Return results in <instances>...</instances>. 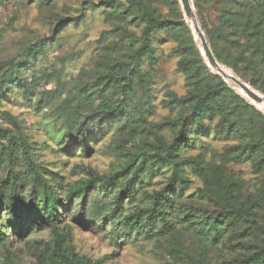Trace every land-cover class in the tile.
<instances>
[{
	"label": "rangeland",
	"instance_id": "374dc122",
	"mask_svg": "<svg viewBox=\"0 0 264 264\" xmlns=\"http://www.w3.org/2000/svg\"><path fill=\"white\" fill-rule=\"evenodd\" d=\"M106 1L57 0L53 8L39 0H5L0 4V63L13 58L20 61L29 47L39 46L44 54L35 70L46 71L47 75L38 78V92L60 94L47 111L36 113L27 107L20 90H7L0 83V192L6 187L3 181L8 165L26 170L19 166L24 165V147L10 140L16 128L4 114L16 117L27 127L28 146L37 154L41 174L46 177L53 173L47 176L51 177L49 185L66 203L69 186L88 179L90 172L106 178L136 156H140V162L145 155L151 162L165 156L178 136L177 123L191 113L199 98L216 91L222 95L220 101L224 99L231 109L207 120L208 131L193 136L195 145L179 156L177 164L187 184L175 194V232L130 239L115 247L108 237L111 224L102 227L80 222L74 213H62L58 228L64 236L63 250L69 259H89L91 264H236L238 260L264 258V154L247 150L252 140L264 141V105L255 103L210 67L180 0H136L138 6L128 0H116L114 6ZM214 1L222 9L237 13L243 8L244 13V0ZM190 2L197 17L194 0ZM82 10L84 17L78 27L59 31L60 19L76 18ZM145 12H154L162 21L184 18L211 73L193 68L192 77L187 78L179 69L185 57L180 42L160 31L152 44L156 60L145 61V84L137 83L124 64L141 45ZM210 16L215 23L213 11ZM236 35L246 47L245 61L253 58L250 75L259 79H254V87L247 85L264 97L263 54L246 34ZM179 101L180 105L174 104ZM102 104L125 105L129 124L111 132L102 142L91 140L88 150L76 144V153H64L68 125ZM236 120L240 132L228 136L225 129ZM154 169L142 177L134 200H126L125 214L145 208L155 192L168 186L174 167L161 164ZM24 192L29 191L26 188ZM200 213L223 215L232 224L221 227L219 234L208 233L193 224ZM17 215L24 220L22 231L12 229L11 212L1 211L7 233L0 239V264H60L59 253L55 254V225L45 219L46 213L40 211L34 216L24 208Z\"/></svg>",
	"mask_w": 264,
	"mask_h": 264
},
{
	"label": "trees",
	"instance_id": "16d2710c",
	"mask_svg": "<svg viewBox=\"0 0 264 264\" xmlns=\"http://www.w3.org/2000/svg\"><path fill=\"white\" fill-rule=\"evenodd\" d=\"M4 1L0 0V4ZM39 1H45L48 6L53 8L57 0ZM128 1L133 5H140L136 0ZM115 2L116 0H107L105 4L114 6ZM210 3V0H194L201 30L205 34L216 60L231 69L241 81L254 87V79L259 80L250 75L249 68L253 66L254 61L253 58H247L248 61H245L244 56L247 51L244 50L246 47L241 38L237 37L236 32L246 34L249 42L253 39L257 45L256 48L261 51L264 57V0H244V13H242L243 8L241 12L237 13L222 9L214 0L209 8ZM83 10L76 18L60 19L59 31H66L72 25L78 27L84 17ZM210 11L214 12L215 23L211 20ZM141 21L144 23L141 45L130 55L129 63L124 64L129 74L136 78L137 83L145 84V74L142 71L145 61L154 63L156 60L155 48L152 44L154 36L160 31H165L180 42L185 57L181 61L179 69L187 78L192 77L193 68L206 75L211 73L192 30L188 28L189 23L187 24L184 18L178 22L162 21L154 12H145ZM38 47H29L22 54L20 61L18 58H13L8 62L0 63V83L7 90H20L30 110L44 113L59 100L60 94L56 91L38 92V78L47 75L46 71L37 72L35 70L44 54L43 49ZM215 78L225 84L220 76H215ZM144 89L150 95V88L145 85ZM221 98V93L213 91L197 100L191 113L177 123L178 136L168 146L165 156L156 158L155 162L149 161V157L146 155L140 162V156H136L126 166L106 178L90 172L88 179L69 186L66 191V203H62L58 199L55 187L49 185L51 177L50 179L48 177L53 173L47 174L46 177L41 174L35 157L37 154H33L32 147L28 146V136L25 133L27 127L16 117L4 114L16 128V131L11 133L10 140L24 147L22 154L24 165L19 166H23L26 170L16 169L12 165L7 166L8 176L6 181H3L6 187H3L0 192V239L5 238L7 233L2 225L1 211L4 209L11 212L14 216L11 221L12 229L22 231L24 220L17 215V212L24 208H29V214L34 216H37L40 211L45 212V219L55 225V254L59 253L60 264H91L89 259L71 260L65 254L63 250L64 236L59 233L58 228L62 213H74L80 222H92L102 227L111 224L112 229L108 232V237L115 247H120L130 239L166 236L174 233L178 224L175 215V200L178 197L175 194L187 184L179 170L177 161L182 152L195 145L196 137L208 131L209 128L205 125L207 120L214 119L218 114H225L228 109H231L224 99L220 101ZM181 103V101L174 102L177 105ZM129 122L130 116L125 105L120 107L102 104L87 114L79 115L68 125V136H65L63 141V152L66 154L76 153V144H80V147L88 150L91 140L102 142L111 132L124 129ZM238 127V120L233 121L231 126L225 129L226 134L228 136L237 134L240 132ZM2 131L3 129L0 128V132ZM159 139L162 140V137ZM249 146L248 151H260L264 154L262 139L260 141L252 140ZM246 154L248 153L245 152L244 155ZM161 164L174 167V173L168 186L160 192H155L149 205L145 208L125 214L126 200H129L128 202L134 200L136 189L142 184V177L150 175L152 170ZM29 171L30 173H28ZM26 188L28 193L24 192ZM182 194L180 193V196ZM195 218L197 220L193 224L208 233L217 234L221 227H229L232 224L229 218L223 215L214 217L207 213H200ZM262 258L250 262L245 259L238 260L236 264H261L264 263V258Z\"/></svg>",
	"mask_w": 264,
	"mask_h": 264
},
{
	"label": "water",
	"instance_id": "95a60500",
	"mask_svg": "<svg viewBox=\"0 0 264 264\" xmlns=\"http://www.w3.org/2000/svg\"><path fill=\"white\" fill-rule=\"evenodd\" d=\"M181 5L183 7V10L186 14V16L192 21L196 35L201 42V46L203 49V53L208 60V63L210 67L217 71L220 75L223 76L224 79L233 82L235 85H237L251 100H253L255 103L259 105H264V97L259 95L257 92H255L249 85L241 81L239 78H237L235 75H233L230 72H227L216 60L211 47L208 44V41L205 37V34L201 30L197 17L195 15V12L193 10V7L191 5L190 0H180Z\"/></svg>",
	"mask_w": 264,
	"mask_h": 264
}]
</instances>
